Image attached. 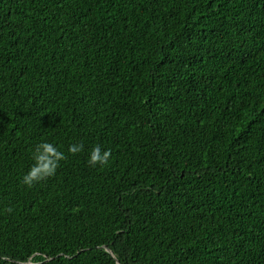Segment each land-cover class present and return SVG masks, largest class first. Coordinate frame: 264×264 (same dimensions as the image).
<instances>
[{
	"label": "trees",
	"instance_id": "1",
	"mask_svg": "<svg viewBox=\"0 0 264 264\" xmlns=\"http://www.w3.org/2000/svg\"><path fill=\"white\" fill-rule=\"evenodd\" d=\"M118 262L264 264V0H0V264Z\"/></svg>",
	"mask_w": 264,
	"mask_h": 264
},
{
	"label": "clouds",
	"instance_id": "2",
	"mask_svg": "<svg viewBox=\"0 0 264 264\" xmlns=\"http://www.w3.org/2000/svg\"><path fill=\"white\" fill-rule=\"evenodd\" d=\"M83 150L82 143H74L69 147L68 152L75 156ZM110 158L111 150H104L97 145L89 153L88 164L90 167H103L109 163ZM32 159L30 169L22 178V182L28 187H33L55 176L61 161L66 160L67 156L54 143L42 142L37 146Z\"/></svg>",
	"mask_w": 264,
	"mask_h": 264
},
{
	"label": "water",
	"instance_id": "3",
	"mask_svg": "<svg viewBox=\"0 0 264 264\" xmlns=\"http://www.w3.org/2000/svg\"><path fill=\"white\" fill-rule=\"evenodd\" d=\"M104 248H106V247H104ZM106 250L111 253V251L109 249L106 248ZM117 264H120V263L118 262Z\"/></svg>",
	"mask_w": 264,
	"mask_h": 264
}]
</instances>
